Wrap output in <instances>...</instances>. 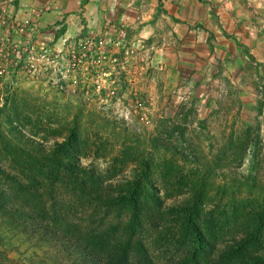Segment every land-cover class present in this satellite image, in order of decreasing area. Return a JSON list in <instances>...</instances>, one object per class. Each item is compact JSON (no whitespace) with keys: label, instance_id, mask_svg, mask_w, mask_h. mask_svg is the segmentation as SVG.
<instances>
[{"label":"rangeland","instance_id":"1","mask_svg":"<svg viewBox=\"0 0 264 264\" xmlns=\"http://www.w3.org/2000/svg\"><path fill=\"white\" fill-rule=\"evenodd\" d=\"M136 4L102 0L91 26L59 40L71 79L0 70V185L23 183L39 221L106 248L128 241L133 264L146 263L140 243L153 264H240L221 262L238 242L248 260L264 255V112L208 114L173 96L137 39ZM19 239L12 263L59 264L47 241Z\"/></svg>","mask_w":264,"mask_h":264},{"label":"crops","instance_id":"2","mask_svg":"<svg viewBox=\"0 0 264 264\" xmlns=\"http://www.w3.org/2000/svg\"><path fill=\"white\" fill-rule=\"evenodd\" d=\"M22 1L21 17L29 18L32 9L47 33L75 38L91 26L93 22H84L96 14L102 0ZM146 3V10L137 11V18H142L136 27L137 39L154 50L152 67L164 71L173 96L193 98L196 108L208 114L220 109L264 112V0ZM0 227L3 232L5 227ZM3 234L6 242L0 243V264H15L13 257L20 246L16 250L11 244L20 245L22 235Z\"/></svg>","mask_w":264,"mask_h":264},{"label":"trees","instance_id":"3","mask_svg":"<svg viewBox=\"0 0 264 264\" xmlns=\"http://www.w3.org/2000/svg\"><path fill=\"white\" fill-rule=\"evenodd\" d=\"M12 180L16 181L15 178H12ZM16 183L19 184L20 182L16 181ZM6 186L0 185V225L3 224V227L10 225L7 227L8 232H11V227L17 229V232L14 233L16 235L21 234L26 238L38 236L40 239L47 241L57 256L59 264L134 263L131 259L133 255L130 254L132 251L131 243L129 244L128 241H124V245H111L106 248L102 234H97L93 239H89L79 235L80 231L72 222L63 223V228L54 222L39 221L41 219L39 216L45 214V212L42 209L37 211L35 207L24 204L25 193L22 191H24L25 185L21 183L18 187L20 188L18 193L12 187V184L9 183ZM19 217L28 218L30 221L20 220ZM244 244L245 242H238L228 246L221 262H232L233 260L238 261L240 264H264V255H256L248 260L244 254H240L238 250ZM139 248L141 255L145 256V264H153L141 243ZM0 257H2V254H0Z\"/></svg>","mask_w":264,"mask_h":264},{"label":"built area","instance_id":"4","mask_svg":"<svg viewBox=\"0 0 264 264\" xmlns=\"http://www.w3.org/2000/svg\"><path fill=\"white\" fill-rule=\"evenodd\" d=\"M23 2L0 0V70L15 77L30 73L51 81L52 86L73 78L74 54L64 53L66 40L59 42L61 36L47 33L36 11L30 9L29 18L21 17ZM98 48L105 55V46Z\"/></svg>","mask_w":264,"mask_h":264}]
</instances>
